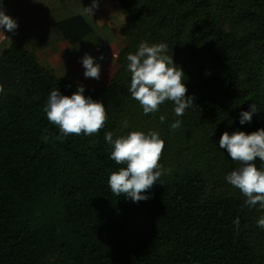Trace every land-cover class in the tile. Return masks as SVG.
<instances>
[{
    "label": "trees",
    "instance_id": "trees-1",
    "mask_svg": "<svg viewBox=\"0 0 264 264\" xmlns=\"http://www.w3.org/2000/svg\"><path fill=\"white\" fill-rule=\"evenodd\" d=\"M42 1L11 7L19 38L0 52V264H264V209L248 207L226 181L241 165L219 147L226 131L264 128V0H113L130 15L119 71L108 85L83 86L108 120L98 134L63 141L43 109L52 89L70 97L80 85L41 66L35 53L104 44L84 16L90 0ZM141 41L166 43L182 67L195 97L182 117L172 101L144 115L132 99L126 57ZM253 103L260 111L242 125L240 113ZM132 131L158 132L160 163L171 169L139 203L108 186L126 165L110 159L105 134Z\"/></svg>",
    "mask_w": 264,
    "mask_h": 264
},
{
    "label": "clouds",
    "instance_id": "clouds-1",
    "mask_svg": "<svg viewBox=\"0 0 264 264\" xmlns=\"http://www.w3.org/2000/svg\"><path fill=\"white\" fill-rule=\"evenodd\" d=\"M94 9H99V0H92L91 6L84 7L83 12L92 15ZM18 27L17 21L6 14L0 3V30L14 32ZM167 52L166 43L141 41L138 51L126 57L127 69L131 73L129 92L132 99L139 102L144 115L155 114L165 101L174 102L177 117L185 115L186 109L194 105L195 97L187 96L182 67ZM99 59L104 60V56ZM81 62L85 78L100 79L102 67L96 63V58L86 53ZM3 91L0 85V93ZM84 92L83 86H78L76 93L70 97L62 95L57 89L50 91L43 110L49 122L59 128L58 140L63 141L69 135L92 136L104 128L108 120L105 105L90 96L86 97ZM259 111L256 104H251L249 111L240 113V123H251L253 115ZM164 120L165 117L160 116L161 123ZM181 124L182 121L177 119L170 127L175 131ZM123 127H128L127 120L123 122ZM105 140L112 148L110 159L118 165H126L110 174L108 186L112 193L115 196L123 194L135 203L147 201L150 197L144 193L151 190L162 175L171 172L160 163L165 141L156 131L147 134L132 131L117 138H114L113 132H107ZM219 147L226 149L231 159L241 165L225 177L226 181L246 197L248 207L259 205L260 209H264V169H258L255 163L257 158L264 163V128L250 134L243 131L229 134L226 131L220 138ZM234 224L239 228V217ZM257 225L264 228V216L258 219Z\"/></svg>",
    "mask_w": 264,
    "mask_h": 264
},
{
    "label": "crops",
    "instance_id": "crops-1",
    "mask_svg": "<svg viewBox=\"0 0 264 264\" xmlns=\"http://www.w3.org/2000/svg\"><path fill=\"white\" fill-rule=\"evenodd\" d=\"M16 1L17 0H0V3H2L3 9L6 12V14L12 17L13 19H14V15H13V10L11 7L16 3ZM31 1L35 2L37 5H39L42 8L46 5L42 0H31ZM91 3H92V0H90V4ZM99 5H100L99 9L93 10V13H97L99 10L103 9L102 6H105L107 11L110 12L112 19L115 22H117L116 24L118 25V27L119 26L125 27L127 26V24H130V18H129L130 15L127 14L126 11L115 1L99 0ZM108 7H110V9ZM107 11H105V13L106 15H109ZM87 15H89V13H85L84 16L86 17L88 21ZM88 22L94 29V32L97 34L98 39L104 44L105 47H107L108 45L107 41L110 38H112L111 29L105 28L104 27L105 25L104 26L95 25L97 27L96 29L93 23H90V21ZM107 32L108 34H110V37L109 35L105 34ZM104 35L106 36V38L102 39ZM18 38H19V35L16 33V31L8 32L6 30H3V31L0 30V52L7 49ZM28 50L32 51L30 48H28ZM102 50L103 49L96 48L90 45H86V47L83 45L72 47L67 44H63V45H57V47H49L39 52H36L35 57L41 66L52 70L53 73L58 78L67 81L69 80V77H70L72 78L71 80L73 81L74 79L76 80L72 84H77V85L84 86L90 89H94V88L101 87L103 83H105L107 80L109 82L113 78V76L115 75L114 67L113 68L108 67L109 69L108 68L106 69L105 74H101L99 80L92 79V78H85L84 76L85 69L81 61L84 55L87 53V54H92V56L96 58V63H99L100 65L104 64L105 59L104 60L99 59V57L102 55Z\"/></svg>",
    "mask_w": 264,
    "mask_h": 264
},
{
    "label": "rangeland",
    "instance_id": "rangeland-1",
    "mask_svg": "<svg viewBox=\"0 0 264 264\" xmlns=\"http://www.w3.org/2000/svg\"><path fill=\"white\" fill-rule=\"evenodd\" d=\"M100 6V5H99ZM102 10H99L97 13H93L92 15L89 14L87 15L88 16V21H90V23H93L94 26L97 25V26H104L105 28L107 29H111L112 33H111V37L107 42H108V45L107 47H102L101 49L102 50V55L104 56V64H101L102 66V71H101V74H105L106 73V69L108 67H114V71H115V74L119 71V65L117 64V57L119 55V53L127 46V40L121 35V30L125 27H127L129 24H127V26L123 27V26H119L116 24L117 22H115L112 17H111V14L110 12L107 11L106 7L105 6H102ZM110 9V7H108ZM95 10V9H94ZM105 11H107V13L109 15H106ZM100 12V13H99ZM99 13V14H98ZM127 13V12H126ZM128 14V13H127ZM129 16V15H128ZM130 18V16H129ZM96 27V26H95ZM97 29V27H96ZM107 35H109L110 37V34L105 33ZM115 37H114V35ZM114 37V38H113ZM106 36L104 35L102 37V39H105ZM110 42V43H109ZM83 46L86 47V45L84 44ZM116 48V49H115ZM113 49V50H112ZM115 51V52H114ZM114 54V55H113ZM92 56V54H90ZM80 56V55H78ZM81 58V57H80ZM109 60V61H107ZM115 63V64H114ZM109 69V68H108ZM72 78L69 77V80H67L68 82L70 83H74V81H76L74 79L71 80ZM112 80V79H111ZM110 80V81H111ZM109 81V82H110ZM105 82V81H104ZM108 80L103 83L101 85L104 86V85H108L109 84ZM137 222L138 224L141 226V227H144L146 226V221H145V216L142 215V216H139L138 219H137Z\"/></svg>",
    "mask_w": 264,
    "mask_h": 264
},
{
    "label": "bare ground",
    "instance_id": "bare-ground-1",
    "mask_svg": "<svg viewBox=\"0 0 264 264\" xmlns=\"http://www.w3.org/2000/svg\"><path fill=\"white\" fill-rule=\"evenodd\" d=\"M116 49V48H115ZM113 50V49H112ZM115 52V51H114Z\"/></svg>",
    "mask_w": 264,
    "mask_h": 264
}]
</instances>
